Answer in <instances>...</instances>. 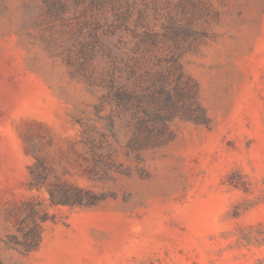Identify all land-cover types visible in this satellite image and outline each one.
Here are the masks:
<instances>
[{
  "label": "rangeland",
  "instance_id": "rangeland-1",
  "mask_svg": "<svg viewBox=\"0 0 264 264\" xmlns=\"http://www.w3.org/2000/svg\"><path fill=\"white\" fill-rule=\"evenodd\" d=\"M0 264H264V0H0Z\"/></svg>",
  "mask_w": 264,
  "mask_h": 264
},
{
  "label": "trees",
  "instance_id": "trees-1",
  "mask_svg": "<svg viewBox=\"0 0 264 264\" xmlns=\"http://www.w3.org/2000/svg\"><path fill=\"white\" fill-rule=\"evenodd\" d=\"M173 29V35H179L181 32H183L184 30H180V28L178 27H174ZM148 39H151V43L153 44H157V38H156V34L153 35L152 32L148 35V31H146L145 33V37L142 39V42H147ZM137 53V51H136ZM109 55H112V52H108ZM180 56L176 53V52H172L171 55L168 56L167 58V62H171L172 65L174 67H176L179 72H178V79H181L183 76V73L180 71L181 65H180V61H179ZM114 58H111L112 62L109 66V81H110V86L113 89V93L114 96L120 99H128V100H134L137 102V105L139 107L142 108L144 114L146 117L144 118H140L139 119V126H138V133L139 134H145L146 139L143 142H140V140L135 137L134 139L131 140V148L135 151H140L142 148L148 146V141L150 142V138L153 132V129H151L148 126V117L151 120H170L172 115L177 112L179 110V104L181 102V98L184 97V95L186 93L182 92V88L180 85L181 84H177L175 89L172 91L170 89H167L165 86V81L167 79V74L172 71L171 69L173 68H168L167 69V73H161L158 74V79H155L153 82V85H148L145 87L144 92L146 94V96H141L139 94H135L134 92H131L128 88L127 85L125 84H120L117 80V75L116 72H118V66L115 64ZM131 72L129 73V78L135 74V72L133 71L132 67H131ZM142 76V75H141ZM148 76V72L147 75ZM165 80V81H164ZM159 84V85H158ZM152 86L154 87V91L153 93H151L150 95L153 97V95H160L163 94L165 95V102H164V106H161L159 108L160 111L154 112L153 114L150 113L148 111V106L145 105V100H148V89H152ZM182 107V106H180ZM165 111V114H162L161 111ZM186 113H190V115L194 116L195 119H199V115H195V110L194 112H186ZM193 113V114H192ZM67 197V196H66ZM66 201H69L70 198H66ZM75 199H77V201H81L82 200V196H77ZM34 244H28L27 247H33Z\"/></svg>",
  "mask_w": 264,
  "mask_h": 264
}]
</instances>
